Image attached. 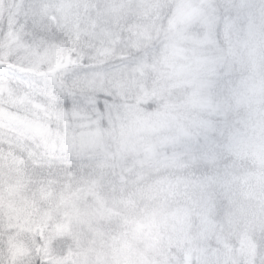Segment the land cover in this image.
Instances as JSON below:
<instances>
[{"label":"snow or ice","instance_id":"snow-or-ice-1","mask_svg":"<svg viewBox=\"0 0 264 264\" xmlns=\"http://www.w3.org/2000/svg\"><path fill=\"white\" fill-rule=\"evenodd\" d=\"M0 264H264V0H0Z\"/></svg>","mask_w":264,"mask_h":264}]
</instances>
